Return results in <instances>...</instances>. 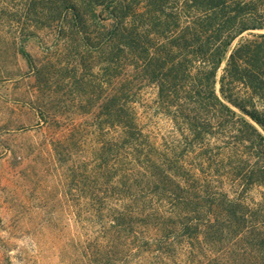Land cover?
I'll return each mask as SVG.
<instances>
[{
  "label": "trees",
  "instance_id": "16d2710c",
  "mask_svg": "<svg viewBox=\"0 0 264 264\" xmlns=\"http://www.w3.org/2000/svg\"><path fill=\"white\" fill-rule=\"evenodd\" d=\"M16 56L78 94L36 109L74 217L57 264H264V0H0V78Z\"/></svg>",
  "mask_w": 264,
  "mask_h": 264
},
{
  "label": "rangeland",
  "instance_id": "374dc122",
  "mask_svg": "<svg viewBox=\"0 0 264 264\" xmlns=\"http://www.w3.org/2000/svg\"><path fill=\"white\" fill-rule=\"evenodd\" d=\"M51 42L50 38L48 43ZM25 48L40 61L48 51L35 37L28 40ZM4 61L11 72L0 78V264H57L61 258L54 247L72 235L74 217L71 208L62 203L57 176L50 180L43 172L41 148L49 131L44 124L42 129L38 126L36 109L72 115L77 109L78 94L64 75H54L40 88L38 78L21 56ZM152 97L151 89L145 99ZM148 104L140 107L142 121L158 138L170 129L171 123ZM261 191V187L253 186L246 197L250 202L258 201ZM179 259L184 263L182 256L178 262Z\"/></svg>",
  "mask_w": 264,
  "mask_h": 264
}]
</instances>
